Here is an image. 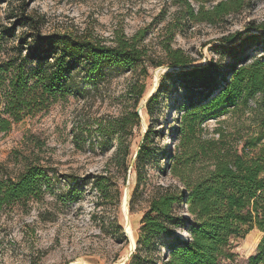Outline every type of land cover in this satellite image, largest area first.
Here are the masks:
<instances>
[{"label": "rangeland", "instance_id": "rangeland-1", "mask_svg": "<svg viewBox=\"0 0 264 264\" xmlns=\"http://www.w3.org/2000/svg\"><path fill=\"white\" fill-rule=\"evenodd\" d=\"M192 1L197 7L198 3ZM23 4L26 14L40 21L42 34L72 33L114 44L118 36L131 37L147 29L143 44L154 61L166 60L165 47L169 43L192 59L188 67L203 66L214 60L223 71H228L237 57L220 49L224 44L222 38L245 33L252 22H264V0H250L241 12L216 24L186 17L179 20L178 0H0V27L16 21ZM171 23L178 26V31L170 41L166 28ZM31 30L29 26L17 24L14 35L4 47L17 44L20 36ZM237 51L240 52V48ZM241 52L237 54L239 58L247 55L245 50ZM248 55L255 58L264 55V50ZM242 65L238 63V69ZM144 66L107 69L97 87L87 82L82 72H76V80L86 89L83 96L60 98L47 110L12 123L9 130H0V164L11 175H18L29 164H40L52 169L50 173L54 177L52 188L40 199L5 208L0 214V264H128L136 250V234L151 197L161 185L173 184L179 191L185 188L170 168L172 156L178 152L177 127L191 99L203 97L209 90L202 93L187 90L184 81L173 79L171 89L160 96L151 120L145 109L148 99L158 92L161 76L180 67L172 68L168 64L156 67L150 61ZM132 90L143 92L137 107L141 124L134 126L127 136L130 154L125 173L117 163L110 162L116 152V142L102 144L100 125L105 127L134 109L137 94L133 96ZM259 98L260 94H256L246 105L239 104L221 116L204 119L199 135L204 139L219 138L217 130L222 129L226 139L237 143L240 149L247 146L250 139H257L254 147L247 146L251 156L257 155L264 144ZM150 125L154 156L146 163V182L137 187L133 163ZM211 165L209 160L202 164L197 162L196 168L200 172ZM100 174L109 177L107 196L102 195L96 184ZM68 175L78 177L80 182L74 197L66 201L63 195L72 185ZM131 199H134L133 210ZM124 204L127 205L124 207ZM181 213L185 217L189 215L184 203ZM127 217L132 232L127 230ZM121 228L127 239L119 234ZM260 232L254 227L244 238H232L238 253L234 264H246L248 257L256 252L262 237L257 244L255 240ZM185 236L184 231L182 237ZM222 262L232 263L225 259Z\"/></svg>", "mask_w": 264, "mask_h": 264}, {"label": "trees", "instance_id": "trees-1", "mask_svg": "<svg viewBox=\"0 0 264 264\" xmlns=\"http://www.w3.org/2000/svg\"><path fill=\"white\" fill-rule=\"evenodd\" d=\"M194 1L198 3L197 7L192 0H178L181 6L179 20L186 17L216 24L241 12L250 0ZM214 1L207 7V2ZM24 6L16 21L0 27V130H9L12 123L47 110L60 98L83 96L86 89L76 80V72H82L84 79L97 87L105 78L106 70L113 67L135 69L147 61L156 67L163 64L180 67L178 71H167L161 76L160 88L148 99L145 109L153 120L160 96L171 89V81L175 78L184 81L187 90L200 93L209 90L205 96L191 99L192 103L186 107L177 127L178 152L172 156L170 168L185 188L179 191L173 184L161 185L151 197L136 234V250L128 264H223L224 259L234 264L238 253L232 238H244L254 227L261 231V235H256L255 243L262 238L246 264H264V144L257 155L251 156L247 146L254 147L257 139H250L247 146L240 149L237 143L226 139L222 129L217 130L219 138L204 139L199 135L204 119L221 116L239 104L246 105L256 94H260L257 104L264 125V55L255 58L248 55L264 50V22H252L245 33L222 38L224 44L220 49L237 57L232 67L223 71L224 68L214 60L203 66L188 67L192 59L169 43L165 47L166 60L154 61L143 44L147 29L131 37L118 36L114 44L72 33L42 34L40 21L26 14ZM17 24L32 30L20 36L17 44L4 47L3 44L14 35ZM166 29L169 40H173L178 26L171 23ZM237 41L239 43L234 47ZM241 50L247 52V58H239L237 54H241ZM238 63L243 64L240 69ZM131 93L134 96L136 92L132 90ZM136 94L133 110L105 127L100 125L104 137L102 144L116 142V152L110 162L117 163L125 173L130 154L127 136L134 126L141 124L137 107L143 92ZM152 128L150 125L146 131L133 163L137 187L146 182V163L154 156ZM208 160L212 167H204L198 172L197 162L202 164ZM50 170L40 164H29L13 176L0 164V214L5 208L40 199L52 188L54 177ZM68 179L72 185L63 195L66 201L74 197L80 182L74 175H68ZM108 179L104 174L96 177L103 196L108 195ZM133 203L134 199H131V210ZM182 203L187 205V217L181 213ZM184 231L186 236L182 237ZM119 234L127 239L122 228Z\"/></svg>", "mask_w": 264, "mask_h": 264}, {"label": "bare ground", "instance_id": "bare-ground-1", "mask_svg": "<svg viewBox=\"0 0 264 264\" xmlns=\"http://www.w3.org/2000/svg\"><path fill=\"white\" fill-rule=\"evenodd\" d=\"M125 205H127V204H124V207H125ZM125 210H128L127 208H125ZM127 220H128V217H127ZM127 230H128V232H132V228H131V222L128 220V224H127ZM132 236V235H131ZM132 241V240H131ZM134 242V241H133ZM133 244V243H132Z\"/></svg>", "mask_w": 264, "mask_h": 264}, {"label": "water", "instance_id": "water-1", "mask_svg": "<svg viewBox=\"0 0 264 264\" xmlns=\"http://www.w3.org/2000/svg\"><path fill=\"white\" fill-rule=\"evenodd\" d=\"M126 196H127V194H126ZM126 196H125V197H126ZM126 232H127V231H126ZM127 234H128V233H127ZM135 249H136V247H135Z\"/></svg>", "mask_w": 264, "mask_h": 264}]
</instances>
